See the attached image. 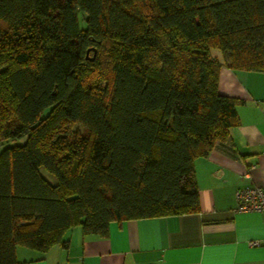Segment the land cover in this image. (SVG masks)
Listing matches in <instances>:
<instances>
[{
	"label": "trees",
	"instance_id": "16d2710c",
	"mask_svg": "<svg viewBox=\"0 0 264 264\" xmlns=\"http://www.w3.org/2000/svg\"><path fill=\"white\" fill-rule=\"evenodd\" d=\"M222 66L264 71V0H0V139L26 136L0 153V264L196 212L194 159L238 122Z\"/></svg>",
	"mask_w": 264,
	"mask_h": 264
},
{
	"label": "crops",
	"instance_id": "0c3cea01",
	"mask_svg": "<svg viewBox=\"0 0 264 264\" xmlns=\"http://www.w3.org/2000/svg\"><path fill=\"white\" fill-rule=\"evenodd\" d=\"M218 91L240 100L238 122L194 159L196 212L112 221L105 237L74 225L45 251L17 245L18 264H264V212L237 210L235 197L264 187V71L222 66Z\"/></svg>",
	"mask_w": 264,
	"mask_h": 264
},
{
	"label": "built area",
	"instance_id": "2783aa9c",
	"mask_svg": "<svg viewBox=\"0 0 264 264\" xmlns=\"http://www.w3.org/2000/svg\"><path fill=\"white\" fill-rule=\"evenodd\" d=\"M235 197L237 210L264 212V187L248 184L236 189Z\"/></svg>",
	"mask_w": 264,
	"mask_h": 264
},
{
	"label": "rangeland",
	"instance_id": "374dc122",
	"mask_svg": "<svg viewBox=\"0 0 264 264\" xmlns=\"http://www.w3.org/2000/svg\"><path fill=\"white\" fill-rule=\"evenodd\" d=\"M92 53L93 51H89L87 53L88 57H92ZM71 127L77 130H82L81 129L82 127L77 124H72ZM25 141H26V136H22L16 139H0V153L5 147L13 146V145H20V144H23ZM43 171H44L45 176L52 177L51 174L47 172V170L46 171L43 170Z\"/></svg>",
	"mask_w": 264,
	"mask_h": 264
},
{
	"label": "water",
	"instance_id": "95a60500",
	"mask_svg": "<svg viewBox=\"0 0 264 264\" xmlns=\"http://www.w3.org/2000/svg\"><path fill=\"white\" fill-rule=\"evenodd\" d=\"M88 52V51H87ZM90 59H93V57H91Z\"/></svg>",
	"mask_w": 264,
	"mask_h": 264
}]
</instances>
